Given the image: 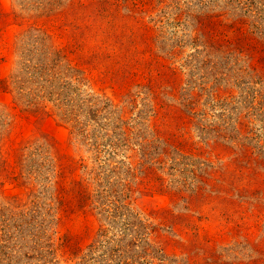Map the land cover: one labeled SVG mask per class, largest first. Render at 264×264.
Segmentation results:
<instances>
[{
	"label": "rangeland",
	"instance_id": "1",
	"mask_svg": "<svg viewBox=\"0 0 264 264\" xmlns=\"http://www.w3.org/2000/svg\"><path fill=\"white\" fill-rule=\"evenodd\" d=\"M0 264H264V0H0Z\"/></svg>",
	"mask_w": 264,
	"mask_h": 264
},
{
	"label": "trees",
	"instance_id": "2",
	"mask_svg": "<svg viewBox=\"0 0 264 264\" xmlns=\"http://www.w3.org/2000/svg\"><path fill=\"white\" fill-rule=\"evenodd\" d=\"M20 51L22 63L28 72L37 71L41 74H14L11 85L19 88L21 93L29 90L27 95L32 100L45 99L62 103L64 91L76 90L78 74H55L57 69L62 70L67 60L64 50L55 49L49 42V37L43 31L34 28L24 36ZM64 63V64H63ZM68 68V72H69ZM49 72V74H45ZM52 73V74H51ZM5 89H8L5 82ZM20 96H22L20 94ZM33 96V97H32ZM64 101V100H63ZM37 107V106H36ZM85 200L86 197L82 196ZM135 245L129 244L132 249ZM129 253L128 251H124Z\"/></svg>",
	"mask_w": 264,
	"mask_h": 264
}]
</instances>
